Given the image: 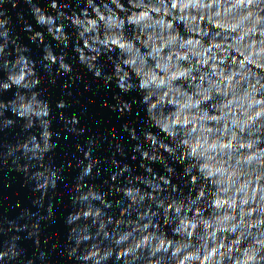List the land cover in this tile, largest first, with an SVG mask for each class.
<instances>
[{"label": "clouds", "instance_id": "obj_1", "mask_svg": "<svg viewBox=\"0 0 264 264\" xmlns=\"http://www.w3.org/2000/svg\"><path fill=\"white\" fill-rule=\"evenodd\" d=\"M0 191V264H264V0H0Z\"/></svg>", "mask_w": 264, "mask_h": 264}, {"label": "water", "instance_id": "obj_2", "mask_svg": "<svg viewBox=\"0 0 264 264\" xmlns=\"http://www.w3.org/2000/svg\"><path fill=\"white\" fill-rule=\"evenodd\" d=\"M18 187V185H17ZM4 195H11L10 192H6V191H0V198H2ZM20 195L23 196L24 195V192L23 190H20Z\"/></svg>", "mask_w": 264, "mask_h": 264}]
</instances>
